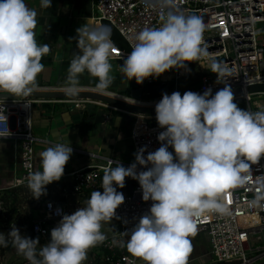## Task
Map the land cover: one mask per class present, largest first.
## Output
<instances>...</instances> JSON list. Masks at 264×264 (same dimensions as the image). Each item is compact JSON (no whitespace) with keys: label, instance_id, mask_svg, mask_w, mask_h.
I'll return each instance as SVG.
<instances>
[{"label":"clouds","instance_id":"9594fccd","mask_svg":"<svg viewBox=\"0 0 264 264\" xmlns=\"http://www.w3.org/2000/svg\"><path fill=\"white\" fill-rule=\"evenodd\" d=\"M160 2L170 6L160 17L161 26L143 28L120 66L128 81L134 78L141 84L173 68L187 70L185 62L209 57L202 18L174 10V0ZM51 3L41 0L40 6L50 8ZM37 14L25 0H0V93L28 97L37 86V76L44 70L42 59L51 52L49 44L39 45L35 38ZM76 33L79 52L70 61L66 95L78 96L79 77L85 71L97 78V88L104 92L113 82L110 61L116 47L112 29L105 24L91 28L83 25ZM211 71L221 83L227 81L221 78L232 75L217 62H213ZM211 93L208 88L203 94H162L155 104L156 121L165 129L157 136L163 142L161 146L146 157V146L141 147L128 167L109 160L115 167L104 168L103 191H92L86 207L63 214L50 230L47 244L40 246L38 238L21 235L13 225L8 236L17 253L29 264H83L88 251L106 240L102 224L118 218L116 209L125 197L117 187L123 188L125 178L131 177L139 182L142 200H151L152 204L133 227L125 245L127 251L146 264H188L193 251L189 237L197 234L194 219L227 213L223 193L240 183L241 173L264 156V112L240 109L227 83ZM3 99L0 97V101ZM4 113L0 105V137L7 138L12 133ZM72 151L70 146L54 144L41 152L42 171L29 175L32 198L39 199L46 194V185L62 178ZM137 164L147 170L137 172ZM0 246H8L3 233Z\"/></svg>","mask_w":264,"mask_h":264},{"label":"built area","instance_id":"2783aa9c","mask_svg":"<svg viewBox=\"0 0 264 264\" xmlns=\"http://www.w3.org/2000/svg\"><path fill=\"white\" fill-rule=\"evenodd\" d=\"M89 1L92 10L91 21L97 25L101 24V19L109 20L129 44V51L114 44L116 52L111 61L115 62V68L118 70L132 51V46L136 43L135 36L145 27L161 26V15L170 10V6L162 5L160 0ZM174 4V10L186 16L197 15L202 18L205 25L203 42L209 57L196 62H185L187 70L185 68L167 70L173 72L169 79H164L162 74L155 77L162 82L174 80V89L164 94L170 95L174 91L181 95L185 91L201 94L208 88L218 91L227 83L231 89L240 88V93L234 96V99L241 98L244 101V110L254 113L256 110L251 107L252 96L264 95V90L248 89L252 84L264 83V40L258 36L259 27L256 25L258 22H264V0H174ZM213 62L231 71L230 77L221 78L227 80L225 83L218 82L216 73L211 71ZM194 71L201 77L199 85L180 90L176 84L177 79ZM155 78H146L138 86L141 94L129 93L131 94L129 98L141 100V95L150 92L145 84L151 83ZM66 85L55 83L36 87L34 90L65 89ZM86 89L88 88H80L79 91ZM0 97H4L0 105L5 108L4 114L8 117L7 124L12 133L7 138L17 141L20 147L19 166L15 169L11 183L0 187V233L5 235L8 246L12 240L8 233L13 225L16 227V223L13 220L6 222L5 212L8 209L3 193L28 184L30 173L35 172V142L43 140L34 131L32 124L34 104L68 102L70 110H79L85 103L92 102L133 115L129 133L131 161L120 160L111 154L83 166L66 165L59 180V189L46 191L45 195L36 199L37 213L34 216L30 213L31 219L24 225L27 226L29 234L27 237L38 238L40 246L50 242V230L58 225L63 214H71L79 208L86 207L92 191H103L101 187L103 170L106 167H115V164H109V160L118 161L124 167H128L135 162V154L141 147L146 146L144 152L146 157L163 143L158 141L157 136L165 129L158 125L155 114L149 112H130L105 100L91 97L73 99L6 95ZM159 97L162 95L153 98ZM253 102L258 107L263 105L261 99H255ZM104 116L108 117L105 113ZM144 170H147L145 166L137 164V172ZM67 177L70 179H66ZM117 191L125 197L124 203L116 209L118 218H113L118 220L119 229L106 235L107 238L102 244L89 250L88 253L92 252L93 258L84 261L83 264H141L140 258L133 257L125 245L139 218L149 212L152 201L142 200L139 182L131 177H126L125 186L117 187ZM222 202L227 206V213L205 214L194 219L197 230L203 229L208 234L209 254L214 256L216 262L225 264H264V156L258 163L251 164L247 172L241 173L240 183L225 190ZM22 206L26 207V203H22ZM57 209H60L59 213ZM8 246H0V264H29L24 257L19 263L9 262L6 259ZM94 259L95 261L91 263ZM193 263L198 264L195 256L190 255L188 264Z\"/></svg>","mask_w":264,"mask_h":264},{"label":"crops","instance_id":"0c3cea01","mask_svg":"<svg viewBox=\"0 0 264 264\" xmlns=\"http://www.w3.org/2000/svg\"><path fill=\"white\" fill-rule=\"evenodd\" d=\"M25 3L29 8L35 9L38 13L36 17L37 26L35 28L37 43L39 45L47 43L51 47L50 54L42 59L44 70L37 76L36 87L50 86L55 83L61 84L63 82L67 84L70 61L73 55L79 52L75 39L77 36L76 29L83 25L89 27V23L91 22L90 16L92 10L90 1L52 0L50 8H41V0H25ZM111 75L113 76L112 84L125 81L126 78L120 70L115 68V65ZM83 83L97 84L98 80L85 71L79 77V84ZM80 88H88L140 104L150 105L154 104L155 99H161L159 97L151 100H135L109 90L101 92L97 87L80 85ZM57 109H60L59 113ZM81 110H70L69 105L65 107L64 103H61V105L59 103H36L33 106L32 115L34 131L45 140L47 148L54 144H64L72 148L71 157L66 164L68 166H83L91 161L102 160V157L111 154L120 160L131 161L132 153L129 133L133 117L120 111L103 109V112L108 117L104 116L102 122L95 121L94 119L87 121L89 115L96 114L88 112L85 118L86 129H84L82 127L84 120L81 117L83 115ZM65 111H68L72 115L71 121L65 120ZM115 113H117V117L114 119ZM58 116L60 117L59 119H57ZM118 116L128 121V130H122L123 121ZM53 122H55L54 126ZM73 125L75 126L74 128H72ZM100 126L101 129L96 130ZM44 128L48 129L42 131ZM63 128L71 130L69 136L65 132H62ZM38 129L40 132L37 131ZM43 132L46 135L42 136ZM85 134H88L90 137L89 141L85 140ZM96 137L97 139L94 141ZM8 142H13V153L0 152V187L11 183L15 169L19 166V144L10 138H0L1 144ZM86 155L87 157H85ZM36 165L35 171H42L41 159H38ZM66 179H70V177ZM17 226L16 228L19 229L21 235H29L26 225L22 223L21 226L20 224ZM11 254L12 256H10ZM6 259L9 262L17 263L16 259L21 261L23 256L17 253L16 248L11 243L8 246Z\"/></svg>","mask_w":264,"mask_h":264},{"label":"rangeland","instance_id":"374dc122","mask_svg":"<svg viewBox=\"0 0 264 264\" xmlns=\"http://www.w3.org/2000/svg\"><path fill=\"white\" fill-rule=\"evenodd\" d=\"M256 25L259 27L258 36L261 39L262 38L264 39V22H258ZM94 26H96V23L91 21L89 23V27L91 28ZM110 62L112 64V69H113L115 62H112V61H110ZM164 73H166V71ZM111 74H112V72H111ZM196 76H198V77L196 78ZM200 78L201 77L199 76L198 72L194 71L192 73L185 74L182 77L178 78L176 81V84L180 90L185 88V87H197L199 85L200 80H201ZM156 81H160V80L158 78H155L151 83L156 82ZM170 81H172L173 89H174V80H170ZM170 81H166V82L161 81V82L162 83H168ZM151 83H146L145 86H147L149 88ZM83 84L97 87V84H86V83H83ZM107 90L122 94V95L127 96V97L131 96V94H129L130 93V83H129L127 77L125 78V81L123 80L117 84H111ZM159 95H155V96H159ZM153 97L154 96H150V92H149L145 95H141L140 98H141V100H151V99H153ZM132 98H135V97H132ZM255 99L263 100V105L261 107L256 106L253 102ZM102 101H104V100H102ZM55 103H59L60 105H61V103H64L65 107L69 105L68 102L67 103L66 102H55ZM144 105L148 106V104H144ZM251 107L253 110H256V111H254V113L255 112H264V95H253L252 101H251ZM100 109L101 110L107 109V110H113V111H120V110H115V109H112L110 107H106V106H103V105H100L97 103H92V102L85 103L84 107L80 108V110L83 112V115L81 117L84 120L82 122L83 123L82 127L84 129H86L85 118L87 117L86 116L87 113L88 112H95V111L100 110ZM57 112L59 113L60 109H57ZM120 112H122V111H120ZM64 114H65V120H67V121L72 120V115L68 111H65ZM116 115H117V113H115L114 119L117 117ZM131 116L133 117L132 114H131ZM59 118L60 117L58 116L57 119H59ZM118 118H121V117L118 116ZM121 119L123 121V125H122L123 129L122 130L123 131L128 130V125H129L128 121L125 120L124 118H121ZM54 124H55V122H53V126H54ZM74 127L75 126L73 125L72 128H74ZM47 129L48 128H44V129H42V131H45ZM98 129H101V126L98 127L96 130H98ZM37 131L40 132L39 129ZM62 132H65V134L67 136H69L71 130L63 128ZM44 135H46V133H44L42 136H44ZM73 137H75V136H73ZM96 139H97V137L94 139V141H96ZM85 140L86 141L90 140V137L88 136V134H85ZM46 148H47V143L45 142V140L40 139V140H37L35 142V148H34V158H35L34 168H35V170H36V166H37L36 162L38 161V159H41V152L44 151ZM19 150H20V147H19ZM2 151L12 154L13 153V142H8L5 144L0 143V152H2ZM171 152H173V155H174V149L173 148L171 149ZM85 157H87V155ZM72 160H75V159H72ZM59 184H60L59 181H54V182L46 185V191H48V192L51 190L57 191L59 189ZM13 190H14L13 194L10 193L9 191L7 192V190L3 193L5 199L7 200V204L9 205V206H7L8 210L5 212V214L7 216L6 222L13 220L16 223V227H18L17 225H19V224H20V226L22 223H23V225L27 224L29 219H31L30 213H32V216L36 215L38 207H37V200L35 198H32L33 193L30 190V188L28 187V184L20 186L17 189H13ZM12 198H13V200H12ZM24 202L26 203V207L22 206V203H24ZM118 229H119L118 220L113 219L110 223H107V222L103 223L101 231L105 235H108L110 233L117 231ZM189 238L191 239L192 246H193V251L190 255L195 256L198 264H225L222 262H216L214 259V256L212 257L209 254V240H208V234L206 233L205 230H203V229L197 230V234L195 235V237H189ZM103 252L104 251L102 250V253ZM91 253L87 254V260L93 258ZM10 256H12V254ZM96 259H98V258H96ZM140 260H141V264H146L145 261H143L142 259H140ZM89 261H91V260H89ZM93 261H95V259L92 260L91 263H93ZM16 262L19 263L20 260L16 259ZM193 264H195V263H193Z\"/></svg>","mask_w":264,"mask_h":264},{"label":"water","instance_id":"95a60500","mask_svg":"<svg viewBox=\"0 0 264 264\" xmlns=\"http://www.w3.org/2000/svg\"><path fill=\"white\" fill-rule=\"evenodd\" d=\"M100 22L101 24H105L111 27L112 29L111 39L115 45H117L119 48H123L126 51L130 50L129 44L127 43L125 38L120 34L117 28L109 20L101 19ZM129 83H130V93L133 95H140L141 90L138 87L140 84H137L134 78L132 80H129ZM61 84H65V82ZM248 89L249 91L264 90V83L252 84L248 87ZM232 91L234 96H236L240 93V88H232ZM215 92L216 91H212L211 94L214 95ZM0 95L13 96L12 94H8V93H0ZM29 96L47 97V98H69V99L78 98V97L98 98L110 102L112 104H115L121 109L129 110L130 112H149L155 114V105H149V106L140 105L120 98L113 97L111 95H106L91 89L79 91V94L76 97H69L68 95H66L65 89H37L34 90L32 94ZM71 106H74V104H71ZM94 113L96 114L89 115L87 117V121H90V119H94L95 121L102 122V120L104 119L103 109L97 110Z\"/></svg>","mask_w":264,"mask_h":264},{"label":"trees","instance_id":"16d2710c","mask_svg":"<svg viewBox=\"0 0 264 264\" xmlns=\"http://www.w3.org/2000/svg\"><path fill=\"white\" fill-rule=\"evenodd\" d=\"M149 90H150V96H155V95H159V94L162 95L165 92H169V91H172L173 90V83H172V81H170L168 83H162L161 81H156V82H153V83L150 84ZM159 100L160 99H155L154 100V103L159 102ZM234 102L237 104V106L240 109H243L244 110V101L241 98L234 99ZM171 149H172V147L169 146L168 147V150L170 152H171ZM8 191L10 193H12V194L14 193V190L13 189L8 190ZM12 200H13V198H12ZM6 202H7V200H6ZM7 206H9V205L7 204Z\"/></svg>","mask_w":264,"mask_h":264},{"label":"bare ground","instance_id":"6f19581e","mask_svg":"<svg viewBox=\"0 0 264 264\" xmlns=\"http://www.w3.org/2000/svg\"><path fill=\"white\" fill-rule=\"evenodd\" d=\"M173 76V72L172 71H166V73H162V77L164 79H169V77Z\"/></svg>","mask_w":264,"mask_h":264}]
</instances>
